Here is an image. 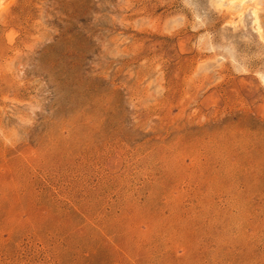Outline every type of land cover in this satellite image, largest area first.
I'll return each mask as SVG.
<instances>
[{"label":"rangeland","instance_id":"1","mask_svg":"<svg viewBox=\"0 0 264 264\" xmlns=\"http://www.w3.org/2000/svg\"><path fill=\"white\" fill-rule=\"evenodd\" d=\"M216 1L0 0V264H264V45Z\"/></svg>","mask_w":264,"mask_h":264},{"label":"bare ground","instance_id":"2","mask_svg":"<svg viewBox=\"0 0 264 264\" xmlns=\"http://www.w3.org/2000/svg\"><path fill=\"white\" fill-rule=\"evenodd\" d=\"M215 5L229 12L235 11L239 20L244 12L249 10L253 19L254 31L264 45V0H217Z\"/></svg>","mask_w":264,"mask_h":264}]
</instances>
